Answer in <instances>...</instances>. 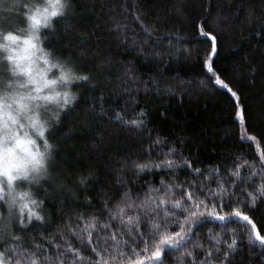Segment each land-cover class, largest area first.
<instances>
[{
    "label": "trees",
    "instance_id": "16d2710c",
    "mask_svg": "<svg viewBox=\"0 0 264 264\" xmlns=\"http://www.w3.org/2000/svg\"><path fill=\"white\" fill-rule=\"evenodd\" d=\"M36 3L43 0H0V46L8 45L0 47V92L11 90L5 78L13 75L7 57L14 53L8 49H22L29 38L35 49L47 54L48 63H41L49 72L47 80L62 70L52 64H62L64 70L72 67L90 80L59 87L58 91H67L75 99L64 109L58 107L63 96L58 104L48 106L41 121L43 138L30 137L42 153L44 140L52 147L44 160L47 174L33 197L44 201L39 210L43 220L33 218L32 224L39 227L22 240L30 244L70 240L69 228L83 227L76 224L78 216L87 215L83 209L100 208L118 187L141 199L157 195L150 192L149 182L155 188L161 179L169 183L167 172L152 169L137 175L131 162L159 163L172 147L176 163L190 157L205 175L210 165L232 164L238 156L244 159L236 162L245 165V176L249 174L252 157L258 160L264 153V0H75L67 15L52 18L50 28L33 31L24 17L26 9L21 11L18 5ZM137 8L140 18L152 26L150 34L133 18ZM202 18L207 19L205 29L219 38L215 67L235 81L241 106L247 111L244 126L235 117V101L217 86L204 83L201 65L206 37L194 27ZM117 24L124 30L118 31ZM9 33L19 39L6 41ZM129 88L131 92L125 91ZM141 110L145 115L138 117ZM117 111L124 120L143 119V128L124 130L109 119ZM57 112L59 121L53 118ZM247 136L257 139H242ZM157 137L164 143L156 144ZM118 177L122 184L116 183ZM80 179L85 183H79ZM255 183H260L259 178ZM262 214L264 205L254 214L264 235ZM210 228L212 235L221 232L219 223L206 224L199 234L207 243H211ZM247 228L251 231L250 225ZM233 231L240 264H264V247L258 241L249 244L238 225L229 223L222 238L230 240ZM178 256L169 253L165 264H178Z\"/></svg>",
    "mask_w": 264,
    "mask_h": 264
},
{
    "label": "snow or ice",
    "instance_id": "6c2138e0",
    "mask_svg": "<svg viewBox=\"0 0 264 264\" xmlns=\"http://www.w3.org/2000/svg\"><path fill=\"white\" fill-rule=\"evenodd\" d=\"M74 3L75 0H43L42 4L18 6L21 11L26 9L24 17L28 26L36 31L41 26L50 28L52 18L67 15ZM132 16L140 23L144 32L150 34L152 26L140 18L138 8ZM206 24L207 19L202 18L201 23L194 26L199 28L201 37H206L203 41L204 58L201 65L204 83L217 86L230 101H235V117L244 126L247 111L241 106L235 81L224 76L215 67L214 57L219 54V38L205 29ZM116 29L124 30L119 24L116 25ZM4 39L16 42L19 37L9 33ZM23 44L22 51L26 55L7 57L14 65L13 73H29V68L20 61L28 60L29 50L34 49L36 45L31 42V38L25 39ZM0 47L7 49L8 45ZM45 63L48 61L45 60ZM51 67L62 69L61 75L67 84L74 80L84 82L90 80L87 75H77L72 67L66 70L62 64H52ZM29 83L36 84L37 81L29 76ZM153 85L158 88L159 82L154 80ZM35 91L39 93L40 88L37 87ZM125 91L131 92V89ZM37 99L50 100L51 97L21 96L19 99L13 98L11 102L17 105L16 116L23 113L24 118L31 121V126L38 130L40 137L43 138V126L39 124L35 115H27L28 104L24 102ZM74 99V96L65 91L63 103L58 107L64 109ZM105 111L101 107L100 114L104 115ZM144 115V111L141 110L138 117ZM16 116L8 115V120L13 125L17 123ZM53 118L59 121L60 113H55ZM109 119L127 131L140 130L144 126L143 119L124 120L118 111ZM4 127L7 129L6 123ZM9 135L16 140L17 146H24L23 150L30 159L24 164L13 163L15 156L12 150L5 147L0 150V177L6 181V184L0 181V264H165L169 253H179L178 264H240L236 259L237 233L231 232L230 240L222 238L223 229L229 223L240 227L241 235L247 236L249 244L258 241L259 246L264 247V235L254 221V214L261 205H264V153L258 160L255 156L252 157L254 163L247 165L250 169L247 176L242 171L245 165L236 162L244 159L243 156L236 157L232 164L217 162L210 165L205 175V170L194 166L190 157H183L182 163H176L175 159L171 158L176 152L175 147L164 153L165 159L159 163L131 162V166L138 170L137 175L152 169L167 172L170 177L169 183L166 184L164 179H161L160 187L155 188L151 187L153 182H149L150 192L157 195L141 199L139 194L133 197L130 190L118 187L103 199L100 208L83 209V213L87 215L82 214L76 218V224H83V227H70V240H64L63 243L30 244L21 237L27 235L33 227H39L32 224L33 218L37 221L43 220L39 210L44 206V201L33 197L39 193L40 181L47 174L44 160L50 155L48 149L52 145L44 140L45 151L33 152L27 147L29 143L35 145L33 140L24 141L11 129L6 131L3 140L6 141ZM242 139L252 141L257 138L247 136ZM155 143L163 144L164 140L157 137ZM221 164L224 165L223 168ZM181 174L184 176L183 180L180 179ZM256 178H259V184L255 183ZM25 182L27 189L17 191L18 187H24ZM79 183H85L84 179H80ZM116 183L122 184V180L118 177ZM33 184L36 185L35 192L32 190ZM261 219H264V214L261 215ZM209 223L214 226L219 223L221 227V232L216 235H212V229H209L208 240L211 243H207L199 234L200 229ZM248 225L251 226V231H248ZM53 249L55 255L52 254Z\"/></svg>",
    "mask_w": 264,
    "mask_h": 264
},
{
    "label": "rangeland",
    "instance_id": "374dc122",
    "mask_svg": "<svg viewBox=\"0 0 264 264\" xmlns=\"http://www.w3.org/2000/svg\"><path fill=\"white\" fill-rule=\"evenodd\" d=\"M22 49L24 45L21 46ZM22 49L20 50H12L8 49L9 53H14V56L17 55H26ZM28 60H21L20 63L23 64L25 67L29 68V73L24 72H15L12 71V77H6L7 81L10 83L9 86L11 90L9 92L1 91L0 92V150H2L6 146V142L3 140L5 133L8 129H11L15 132V135L23 138L24 132L27 130L28 137L30 138L32 135H39L36 129L33 127L27 128L26 125L28 124V120L24 118V114L21 113L20 116H16V111L14 109L17 107L16 104L13 105L12 108L7 107L9 103H11L12 99H19L21 96H46L50 95V91L47 89L42 88L39 93L35 91L36 84L29 83V76L35 79L37 82L41 80V73L43 74V80L46 79V74L48 71H45L44 67L41 63L45 64V55L40 48L37 49H30ZM35 58V59H34ZM38 61V62H37ZM40 61V62H39ZM11 68L14 65L9 62L8 64ZM9 67V68H10ZM49 73V72H48ZM7 97V99H6ZM60 101V97L57 98L55 101H46L43 99L37 100H26L25 103L28 104V116L35 115L36 119L38 120L39 124L41 125V121L43 116L45 115V111L48 106L56 105ZM8 115L16 116L17 123L15 125L12 124L10 120H8ZM5 123L7 124V129L4 127ZM31 139V138H30ZM32 140V139H31ZM29 149L32 151L31 146ZM36 150H41L36 146ZM0 181H4V178L0 177ZM6 184V181H4ZM27 189V184L25 182L24 187H18L17 191H24Z\"/></svg>",
    "mask_w": 264,
    "mask_h": 264
},
{
    "label": "clouds",
    "instance_id": "9594fccd",
    "mask_svg": "<svg viewBox=\"0 0 264 264\" xmlns=\"http://www.w3.org/2000/svg\"><path fill=\"white\" fill-rule=\"evenodd\" d=\"M62 71V70H61ZM61 71L59 73V75L54 78V79H49V80H43L41 79L39 82L36 83V88H40V90L42 88L44 89H47L50 91V95H46L48 97H51L50 100H46V101H55L57 98L63 96V93H61L60 91H58V88L61 87L62 85H66L67 82L65 81V79L62 77L61 75ZM45 81H48V83H45ZM60 94V95H57V94ZM15 103H9L7 106L9 108H12L13 105ZM14 111H16V108L14 109ZM26 129L27 128H31V121L28 120V124L25 126ZM38 132V130H37ZM24 141H28L30 140V138L28 137V132L27 130L24 132V136L22 138ZM6 146L5 148L6 149H11L12 152L14 153V156H15V159L12 161L13 163H20V164H24V163H27L29 161V157L27 155V153L23 150V145L21 146H17L16 144V140L14 138L11 137V135H9V137L6 139ZM29 146H31L32 148V151L35 152V149H36V145L34 144H27V147L29 148ZM7 159V156L5 157Z\"/></svg>",
    "mask_w": 264,
    "mask_h": 264
}]
</instances>
